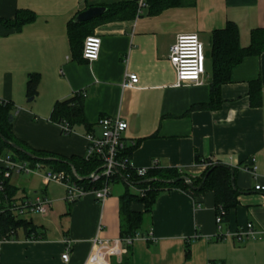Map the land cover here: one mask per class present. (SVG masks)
<instances>
[{"label": "crops", "instance_id": "crops-1", "mask_svg": "<svg viewBox=\"0 0 264 264\" xmlns=\"http://www.w3.org/2000/svg\"><path fill=\"white\" fill-rule=\"evenodd\" d=\"M133 1L0 0V100L14 106L16 140L29 153L83 158L87 134L101 133L100 117L119 116L128 122L125 137L136 168H152L157 160L160 168L198 177L206 169L204 159L233 166L242 192L221 231L214 192L194 198L180 189L164 191L150 213L145 214L144 203L131 202L130 210L144 215L136 230L141 237L111 264L123 258L130 264H264V191L255 189L264 186V52L246 57L232 70L231 81L221 87L218 108L207 107L211 56L203 84L177 85L170 61V48L178 36L197 34L210 52L212 33L228 22L238 25L241 45L248 46L251 31L264 28V0H176L161 10L158 3L151 9L147 0L139 16L92 25L89 35L102 39L100 55L95 61L85 59L86 38L71 43L70 21L90 7L107 9ZM19 10L34 12L35 19L20 29L5 27L2 20H14ZM128 72L139 76L136 86H123ZM32 74L39 75L34 96L27 89ZM258 82L261 94L251 97L252 85ZM77 93H85L83 107L90 128L75 125L71 134H65L51 116L57 102ZM253 160L258 165L256 175L251 172ZM47 169L52 168L42 166L41 171ZM42 172L26 173L40 181L23 185L21 198L53 201L45 214L29 215L43 226L44 235L32 241L19 231L16 239L0 241V264H86L96 237L123 236L128 226L121 202L125 181L112 183L122 182L124 189L111 188L104 204L91 194L68 203L66 189L46 182ZM9 178L20 191L12 175ZM131 191L140 189L132 186ZM249 222L256 225L258 235L238 241L234 233ZM226 232L233 235L225 237ZM67 240L70 256L64 261Z\"/></svg>", "mask_w": 264, "mask_h": 264}, {"label": "trees", "instance_id": "trees-1", "mask_svg": "<svg viewBox=\"0 0 264 264\" xmlns=\"http://www.w3.org/2000/svg\"><path fill=\"white\" fill-rule=\"evenodd\" d=\"M174 1L176 0H149V4L151 9L159 4L161 10L174 3ZM136 14L137 2L135 0L130 3H118L107 6V10L102 16L87 22H78L76 16L69 23L71 43L75 44V42L91 34L93 30L92 25L96 23L122 17H134ZM34 19V12L19 10L14 20L3 19L2 23L5 27L20 29L23 25L32 22ZM263 52L264 28L259 27L251 31V42L246 47L241 45L240 30L236 23L228 22L225 28L214 31L212 33L210 51L213 68L211 102L207 107H220L222 103L221 87L231 81L232 70L246 57L260 56ZM38 86L39 75H30L27 83L28 94L30 96L36 95L38 93ZM250 94H252L251 97H253V94H261L259 82L252 85ZM83 99L82 95H75L68 100L57 102L51 120L57 123L67 121L73 130L75 125H85L87 128H90L85 117ZM13 110L14 106L11 103L0 100V157L6 158L9 156L14 162H28L32 167L38 163H42V166H49L53 170H63L72 178H76L78 184L88 190L100 188L103 185L102 181L92 184L89 179V176L93 172L101 168L102 164L98 159L86 160L84 157H71L68 160L59 157L54 159L42 152L29 153L26 149L22 148L13 132ZM13 143L17 146H14ZM131 149L132 147H127L125 151L128 156H131ZM196 160L200 162L198 158ZM203 161L210 163L198 177H194L176 168L153 167L149 169L145 176H139L135 170L130 169L131 178L125 181L126 191L121 197L122 214L126 218L124 222L128 225L124 230L123 236L133 235L140 227L144 216L130 210L131 202L144 203L146 207L145 214H147L152 212L159 195L164 191L172 189H180L194 198L204 195L207 191L214 192L216 212L222 216L223 222H227L231 209L239 204L238 197L242 192L236 185L238 170L233 166L221 162H212L210 159H204ZM74 170L77 177L74 175ZM208 172L209 174L200 190L193 189L186 179L180 180L177 183L166 182L175 178L185 177L190 179L194 187H197L202 184ZM123 174L121 171L115 180H122L121 175ZM132 186L144 190L145 193L143 195L140 192L132 193ZM18 195V188L10 183L9 177L6 178L3 190H0V238L13 240L17 238L19 231H23L28 240H40L44 235L43 226L35 223L29 216H22L30 214V212L21 215L13 209L17 199H20L21 203H24L26 200L21 197L19 198ZM117 264H130V262L123 258Z\"/></svg>", "mask_w": 264, "mask_h": 264}, {"label": "built area", "instance_id": "built-area-1", "mask_svg": "<svg viewBox=\"0 0 264 264\" xmlns=\"http://www.w3.org/2000/svg\"><path fill=\"white\" fill-rule=\"evenodd\" d=\"M136 2L137 16H139L148 4L147 0H136ZM101 44L102 39L100 36L95 34L87 36L84 42L83 57L90 61L97 60L100 55ZM170 61L176 70L177 85L203 84L205 82L204 75L206 73L207 51L204 43L197 34L178 36L176 42L170 48ZM139 80V76L136 73L128 72L125 75L123 86H136ZM77 94L83 97L85 96V93ZM60 124L65 134H71L73 132V128L69 122L64 121ZM98 124L101 127L100 135H95L94 133L87 134L88 147L84 158L86 160L98 159L101 161L102 165L100 170L93 172L89 176L92 184H96L99 181L103 182L100 188L88 190L78 184L76 178H72L63 170L47 169L45 172H42V176L46 182L60 184L66 189L65 200L68 203H74L91 194L94 195L100 203L104 204L111 194V184L121 171L124 173L121 175L122 180L127 181L131 178L130 169L135 170L139 176H145L150 169L147 167H134L131 157L125 153L128 147L125 137V132L128 129V122L124 118L119 116H102L98 120ZM135 144L134 142L131 143L132 146H135ZM2 159L9 163L11 169L9 171L0 170V190H3L4 180L10 177L13 171L35 174L42 170V165L40 163L32 167L28 162H14L9 156ZM253 161L254 164L251 167V172L256 175L258 165L255 160ZM212 162L215 161L212 160ZM203 163L207 168L210 162L203 161ZM153 167H159L157 160L154 161L152 168ZM74 175L77 177L75 170ZM255 189L264 191V186L256 185ZM140 193L143 195L145 191L140 190ZM52 204V200L39 197L33 201L25 200L24 203L19 205L14 204L13 209L21 215L27 212L45 214ZM216 222L218 229L221 231L223 220L220 214H217ZM230 235L233 234L226 232L224 236L227 237ZM257 235L258 231L253 222L247 223L242 230L234 233V237L240 242H245ZM139 237H141V233L138 231L133 235L122 236L116 239H102L96 237L93 240L92 250L86 264H111L112 258L119 257L120 259L125 252L126 246H132L134 241ZM0 241H7V239L0 238ZM69 242L70 241L67 240L68 246L65 253L62 255L64 261L69 260Z\"/></svg>", "mask_w": 264, "mask_h": 264}, {"label": "water", "instance_id": "water-1", "mask_svg": "<svg viewBox=\"0 0 264 264\" xmlns=\"http://www.w3.org/2000/svg\"><path fill=\"white\" fill-rule=\"evenodd\" d=\"M106 8L105 7H98V6H95V7H90L88 9H86L85 11H82L81 13H79L76 17V20L78 22H87V21H90V20H93L97 17H100L102 16L105 12H106ZM210 57V52H207V58ZM14 146H17L16 144L13 143ZM11 169L10 165L8 162H6L4 159L0 158V170H3V171H9ZM209 172L205 175L203 181H202V184L197 186V187H194L192 182L190 181V179L188 178H185V177H179V178H175V179H172V180H168L166 181L167 183H177L179 182L180 180H183V179H186V181L189 183V185L195 189V190H200L203 186V184L205 183V180L208 176Z\"/></svg>", "mask_w": 264, "mask_h": 264}, {"label": "rangeland", "instance_id": "rangeland-1", "mask_svg": "<svg viewBox=\"0 0 264 264\" xmlns=\"http://www.w3.org/2000/svg\"><path fill=\"white\" fill-rule=\"evenodd\" d=\"M43 171V170H42ZM41 171V172H42ZM12 179L13 181L20 187V191H19V198L22 197L24 191H23V185H27L28 186V181L30 182H39L40 179L39 177L37 176H34L33 174H26V173H23V174H16L15 171L12 172ZM22 187V188H21ZM111 188L113 189V191H115L116 189H120V190H123L124 189V186L122 184V182H119V183H114V184H111ZM21 195V196H20ZM16 204H20L21 203V200L20 199H17ZM34 213H37V212H31V214H33L32 216H34L35 218L36 215H34ZM30 214H26V215H22L23 217H28Z\"/></svg>", "mask_w": 264, "mask_h": 264}]
</instances>
